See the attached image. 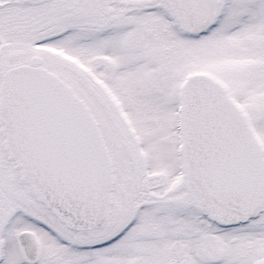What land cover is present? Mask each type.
I'll return each instance as SVG.
<instances>
[{
  "label": "snow or ice",
  "instance_id": "obj_1",
  "mask_svg": "<svg viewBox=\"0 0 264 264\" xmlns=\"http://www.w3.org/2000/svg\"><path fill=\"white\" fill-rule=\"evenodd\" d=\"M0 264H264V0H0Z\"/></svg>",
  "mask_w": 264,
  "mask_h": 264
}]
</instances>
